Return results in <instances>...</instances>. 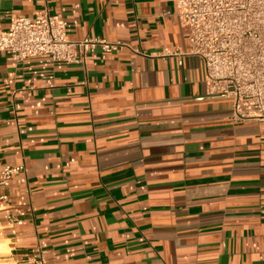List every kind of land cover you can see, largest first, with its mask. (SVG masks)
Returning <instances> with one entry per match:
<instances>
[{
    "label": "crops",
    "instance_id": "1",
    "mask_svg": "<svg viewBox=\"0 0 264 264\" xmlns=\"http://www.w3.org/2000/svg\"><path fill=\"white\" fill-rule=\"evenodd\" d=\"M177 1L0 0L4 30L48 9L73 40L131 46L0 52V181L24 166L0 183L4 264L38 247L48 264H264V122L208 95Z\"/></svg>",
    "mask_w": 264,
    "mask_h": 264
},
{
    "label": "built area",
    "instance_id": "2",
    "mask_svg": "<svg viewBox=\"0 0 264 264\" xmlns=\"http://www.w3.org/2000/svg\"><path fill=\"white\" fill-rule=\"evenodd\" d=\"M176 14L188 30L189 54L204 61L208 95L230 99L235 121L264 122V0H178ZM125 48L131 46L120 40L71 39L67 21L48 9L33 17H13L5 30L0 25V52L18 62L47 55L54 61L85 64L92 50ZM23 169L6 166L0 183L6 185ZM9 220L23 224L14 217ZM47 255L38 247L29 263L48 264Z\"/></svg>",
    "mask_w": 264,
    "mask_h": 264
},
{
    "label": "rangeland",
    "instance_id": "3",
    "mask_svg": "<svg viewBox=\"0 0 264 264\" xmlns=\"http://www.w3.org/2000/svg\"><path fill=\"white\" fill-rule=\"evenodd\" d=\"M6 251H7V245L2 244V250L0 251V253L6 252ZM0 264H4V263L0 261Z\"/></svg>",
    "mask_w": 264,
    "mask_h": 264
},
{
    "label": "bare ground",
    "instance_id": "4",
    "mask_svg": "<svg viewBox=\"0 0 264 264\" xmlns=\"http://www.w3.org/2000/svg\"><path fill=\"white\" fill-rule=\"evenodd\" d=\"M2 249H0V251H1Z\"/></svg>",
    "mask_w": 264,
    "mask_h": 264
}]
</instances>
